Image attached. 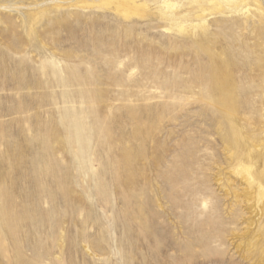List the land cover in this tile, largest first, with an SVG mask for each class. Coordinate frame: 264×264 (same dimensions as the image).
I'll use <instances>...</instances> for the list:
<instances>
[{
	"label": "rangeland",
	"instance_id": "rangeland-1",
	"mask_svg": "<svg viewBox=\"0 0 264 264\" xmlns=\"http://www.w3.org/2000/svg\"><path fill=\"white\" fill-rule=\"evenodd\" d=\"M65 1L33 44L0 11L18 75L0 87V264H264V206L227 147L264 172L263 31L209 6L199 23L187 0ZM221 66L235 111L212 100Z\"/></svg>",
	"mask_w": 264,
	"mask_h": 264
},
{
	"label": "bare ground",
	"instance_id": "bare-ground-1",
	"mask_svg": "<svg viewBox=\"0 0 264 264\" xmlns=\"http://www.w3.org/2000/svg\"><path fill=\"white\" fill-rule=\"evenodd\" d=\"M34 1V0H33ZM47 1V0H46ZM76 2V0H73ZM95 1H98L100 4H103V5H110V3H113V5L115 6V10L116 12L119 11L120 14H124L126 13L124 11V9L122 8L128 1L127 0H95ZM189 1V6H191L188 10V13H190L191 15L193 14L199 21V23H204L205 22V18L202 17L201 15H199L197 12L200 11L203 13V11L206 10L205 7H208L210 8V10L213 9V11L215 10H222L221 12L223 13H231V11H233L234 13L235 12H238L240 13L241 15V21L244 24L246 23H252L253 25H257L259 28H260V31L262 30L263 31V34H260L259 30L258 32L256 33V37H257V40L258 41H261L259 44H255L256 47L258 48L259 46H261L263 49V44H264V40L262 39L263 36H264V0H187ZM37 2V1H36ZM94 2V1H93ZM186 2V0H185ZM68 1H50L49 3H42L40 2L38 5H36L35 3H32L31 0H0V11H4V12H7L9 14H12V15H15L17 18H19V20L21 21L20 25H21V28L23 29V34L25 33L27 38L30 40V42L33 44L35 43V34L37 33V30H36V25L38 23H40V21L42 19H44L45 21V18L47 19V22L48 23H53L56 19V15L60 14L61 12H66V9L69 7L68 5ZM84 3V2H83ZM164 7L166 9H170V7H173L172 5H170L169 2H162ZM187 3V2H186ZM185 3V4H186ZM74 4V3H73ZM156 4V3H155ZM184 4V2H183ZM188 4V3H187ZM78 5V4H77ZM71 6V5H70ZM102 6V5H101ZM186 6V5H185ZM73 7V6H71ZM77 7V6H76ZM184 7V5H183ZM208 10V9H207ZM225 10H228L225 12ZM162 13V11H160ZM192 12H195V13H192ZM210 12V11H209ZM62 15V14H61ZM60 15V16H61ZM192 15V17H193ZM205 15V14H204ZM212 15V14H211ZM65 16V15H63ZM76 16V15H75ZM125 16L128 17L127 14H125ZM123 16V17H125ZM59 18V16H58ZM67 18V16H66ZM2 19V18H1ZM0 19V25L2 24V20ZM61 20V19H60ZM65 20V19H64ZM68 20V19H67ZM43 21V20H42ZM66 21V20H65ZM46 22V21H45ZM46 22V23H47ZM61 22V21H60ZM69 22V21H67ZM51 23V24H52ZM4 24V23H3ZM43 24V23H42ZM56 24V23H55ZM58 24V23H57ZM62 24V22H61ZM5 25V24H4ZM69 25V24H67ZM7 26V24H6ZM39 26H41L39 24ZM38 26V27H39ZM50 26V25H49ZM54 26V24H53ZM57 26V25H56ZM55 26V27H56ZM198 26V25H197ZM52 27V26H51ZM59 27V26H57ZM2 28V27H1ZM5 28V27H3ZM2 28V29H3ZM47 28V27H46ZM68 28V27H67ZM70 28V27H69ZM6 30V29H5ZM36 30V31H35ZM55 30V29H54ZM71 30V29H69ZM205 30V29H204ZM57 31V30H56ZM59 31L62 32V30H60L59 28ZM36 32V33H35ZM69 32V31H68ZM15 33V32H14ZM56 33V32H55ZM45 34V33H44ZM74 34V33H72ZM13 36V35H12ZM11 36V37H12ZM15 36V35H14ZM24 36V35H23ZM76 36V35H74ZM207 36V35H206ZM25 37V36H24ZM77 37H78V34H77ZM203 37V36H202ZM16 38V37H15ZM26 38V37H25ZM14 39V38H13ZM46 38H44L45 40ZM49 39V38H48ZM47 39V40H48ZM60 39V38H59ZM12 40V39H11ZM10 40V41H11ZM15 40V39H14ZM18 40V39H17ZM208 40V39H207ZM56 41V40H55ZM60 41V40H59ZM58 41V42H59ZM263 41V42H262ZM14 42V41H12ZM199 42V40H198ZM204 42V41H203ZM202 42V43H203ZM16 43V41H15ZM13 43V44H15ZM21 43V42H20ZM19 43V44H20ZM37 43V42H36ZM197 43V41H196ZM207 43V42H206ZM205 43V44H206ZM257 43V42H256ZM12 44V46H13ZM17 44V43H16ZM18 44V45H19ZM41 44V43H40ZM17 45V46H18ZM21 45V44H20ZM19 45V46H20ZM23 45V44H22ZM208 45V44H207ZM31 46V45H30ZM14 47V46H13ZM2 48V47H0ZM14 49H16L14 47ZM21 49V48H20ZM19 49V50H20ZM198 49V48H197ZM260 49V48H259ZM18 50V49H17ZM196 50V49H195ZM199 50V49H198ZM3 51V49H2ZM7 51V50H6ZM32 51V50H31ZM8 52V51H7ZM39 52H41L39 50ZM44 52V51H43ZM197 52V51H196ZM202 53V51H200ZM42 53V52H41ZM259 53V52H258ZM256 53V54H258ZM1 54V52H0ZM5 54V53H4ZM8 54H11V53H8ZM7 54V55H8ZM13 54V53H12ZM15 54V52H14ZM255 54V55H256ZM17 55V54H16ZM2 56V55H0ZM5 56V55H4ZM44 56V55H43ZM42 56V57H43ZM5 58V57H4ZM6 58H10L12 59V57H6ZM0 59H3V58H0ZM14 59V58H13ZM20 58H18L19 60ZM16 60V59H15ZM79 60V59H78ZM4 61V60H3ZM262 62V60H259V62ZM1 62V61H0ZM13 62V60H12ZM12 62L10 64H12ZM17 62V61H16ZM16 62H14L13 64H15ZM28 62V61H27ZM220 62V61H219ZM6 63V62H5ZM8 63V62H7ZM20 63H22L20 61ZM31 63V62H30ZM224 63V62H223ZM1 64V63H0ZM11 65L12 68L14 65ZM24 64V63H23ZM22 64V65H23ZM35 64V63H34ZM220 64V63H219ZM5 65V64H4ZM17 65H18V62H17ZM20 65V64H19ZM18 65V66H19ZM27 65V64H25ZM230 65H232V63H230ZM261 65V64H260ZM2 66V65H1ZM7 66V65H6ZM21 66V65H20ZM34 66V65H33ZM5 67V66H4ZM9 67V66H8ZM54 67V66H53ZM73 67V66H72ZM231 67V66H230ZM233 67V66H232ZM231 67V68H232ZM14 68L16 69L17 67L14 66ZM13 68V69H14ZM26 69V67H24ZM30 68L29 65L27 66V69ZM32 68V67H31ZM225 68L224 66H221V67H211L210 68V74H211V77L209 78L210 79V87L211 89L213 90V103L220 109V111L224 112V111H235L236 109V106L234 104V99H233V96H232V92L229 88V82L227 80V73H224L225 71ZM10 69V68H9ZM33 69V68H32ZM79 69V68H78ZM209 69V68H208ZM7 70V69H6ZM6 70H4L2 67H0V87L2 84H4V82H7L8 81H15L17 80V78L15 79L14 77V74H11L9 75ZM19 70V69H18ZM17 70V71H18ZM21 70V68H20ZM42 70V69H41ZM23 71V70H22ZM9 73L11 72L8 71ZM24 72V71H23ZM22 72V73H23ZM26 72V71H25ZM24 72V73H25ZM21 73V72H20ZM31 73H34V70L33 72ZM30 73V74H31ZM208 73V72H207ZM19 74V73H18ZM27 74V73H26ZM25 74V75H26ZM29 74V75H30ZM35 74V73H34ZM50 74V73H49ZM209 74V73H208ZM17 75V73H16ZM22 75V74H21ZM24 75V76H25ZM32 75V74H31ZM30 75V77H31ZM43 75V73H42ZM67 75V74H66ZM18 76V75H17ZM28 76V75H27ZM36 76V75H35ZM28 77V78H30ZM34 77V76H33ZM68 77V76H67ZM35 78V77H34ZM208 78V77H207ZM24 79V78H23ZM22 79V80H23ZM33 79V78H32ZM36 79V78H35ZM207 79V80H209ZM229 79V77H228ZM30 80V79H29ZM39 80V78L37 79ZM66 80V79H65ZM64 80V81H65ZM24 81V80H23ZM52 81V80H51ZM33 82V80H32ZM31 83V82H30ZM34 83V82H33ZM51 83V82H50ZM208 83V82H207ZM10 84V83H8ZM25 84V82H24ZM38 84V83H37ZM41 84V83H40ZM12 85V84H11ZM15 85V84H14ZM23 85V83H22ZM22 85H21V82L18 81V83L16 84V87L19 89V92H20V88L22 90H24L23 88L24 87H28V85L24 86L22 88ZM33 85V84H32ZM36 85V84H35ZM9 87V85H7ZM30 86V85H29ZM34 86V85H33ZM13 87V86H12ZM15 87V86H14ZM31 87V86H30ZM35 87V86H34ZM207 87V85H206ZM209 87V88H210ZM29 88V87H28ZM42 89V87H39ZM38 88V89H39ZM31 89V88H30ZM34 89V88H33ZM33 89H32V92H33ZM16 90V89H14ZM43 90V89H42ZM13 91V90H11ZM38 91V90H37ZM7 92V91H6ZM14 92V91H13ZM16 92V91H15ZM25 92V91H24ZM31 92V93H32ZM3 93V92H1ZM8 93V92H7ZM29 93V91H28ZM26 93V95L28 94ZM25 94V93H24ZM207 94V93H206ZM5 95V94H3ZM2 95V96H3ZM40 95V94H39ZM1 96V95H0ZM209 96V95H208ZM26 97V96H25ZM29 97V95H28ZM2 98V97H1ZM0 98V99H1ZM27 98V97H26ZM210 98H211V95H210ZM236 98V97H235ZM212 103V105H213ZM210 104V103H209ZM27 105V104H26ZM25 105V106H26ZM30 105V104H29ZM24 106V105H23ZM24 106V107H25ZM1 107V106H0ZM213 107V106H212ZM1 109V108H0ZM31 109V108H30ZM24 110H27V108H25ZM227 145V144H226ZM240 141H239V138L236 136V135H233V140H231L229 142V144L227 145V147H232L234 146V148L232 149V151H229L230 154H228V158L230 160L231 163H234L235 165V169H239L238 171H240V173L242 174V178L244 180V183L246 185V193H244V197H245V200L248 202L250 201L252 203V201H254V204L252 203V205L250 206L251 209L253 208H256V205H258L257 203L260 202V204L262 203V205L259 204V211L256 210V211H253L254 214L257 213H262V210H263V206H264V172L263 171H260L258 173H253L249 167V165H252V161H253V157L251 156L250 154V151L248 149H246L247 147L245 146V148L242 149V151H239V146H240ZM238 147V148H237ZM241 148V147H240ZM228 149V148H227ZM230 150V149H229ZM248 150V151H247ZM228 152V150H227ZM227 156V155H226ZM257 160H259L257 158ZM263 160H264V155H263ZM264 168V166H263ZM245 188V187H244ZM255 192H257L255 194ZM238 195V193H236V196ZM207 197L203 195V197H201V204L203 205L204 209L206 210L207 208ZM257 198V199H256ZM256 200V201H255ZM256 204V205H255ZM204 211V210H203ZM5 237V236H4ZM3 237V238H4ZM263 237V240H264V236H261ZM262 239V238H261ZM261 241V240H260ZM264 242V241H262ZM263 244V243H262ZM263 252L260 251V254H262Z\"/></svg>",
	"mask_w": 264,
	"mask_h": 264
}]
</instances>
